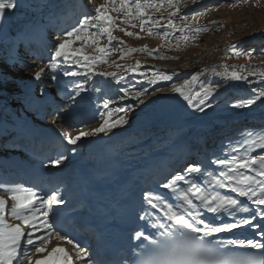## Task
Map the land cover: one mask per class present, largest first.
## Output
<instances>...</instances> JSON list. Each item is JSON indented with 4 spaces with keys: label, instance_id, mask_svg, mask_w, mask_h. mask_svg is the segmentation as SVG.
<instances>
[{
    "label": "snow or ice",
    "instance_id": "obj_1",
    "mask_svg": "<svg viewBox=\"0 0 264 264\" xmlns=\"http://www.w3.org/2000/svg\"><path fill=\"white\" fill-rule=\"evenodd\" d=\"M182 2L183 0H104L103 3L95 6L94 15H85L76 26L63 33L59 42L54 45L47 67L55 72L62 58L65 63L71 62L85 68L84 75L89 72L96 75L93 68L97 64L107 63V56L110 54L109 45L113 41L118 42L122 47L124 45V41L113 35L114 32L119 31L137 39L142 38L138 33L128 31V27H139L142 32L146 31L150 36L157 35L162 38L174 36L178 31L181 33L179 40L185 43L194 40L195 35H186L185 32L200 33L207 32L209 29L207 26L193 27L187 23L189 19L187 15L179 16ZM195 2L196 0H193V3ZM18 6V0H0V20L5 19L9 10H15ZM165 11H167V17L163 14ZM113 13L116 15H112ZM153 13L160 15L157 17ZM173 18L181 19L182 25L178 27ZM165 19L167 23L161 24V21ZM192 21L193 24L197 22L195 15L192 16ZM213 23L216 22L213 21ZM121 24L127 27H120ZM161 28L164 29L163 32L159 30ZM105 37L107 44L101 46V40ZM77 40L83 42L82 46L69 49V45ZM93 46L94 52L98 55H87L85 47ZM236 47L233 44L230 49L237 56L243 55L244 53L235 52ZM144 51H149L146 45L141 48L129 47L123 49V55ZM154 51L156 50L149 51V55H152ZM247 55L251 57V53ZM155 58L175 59V57L164 56ZM138 67L139 62L132 70L135 71ZM43 71L44 68H40L34 73L37 80L40 79ZM98 74L115 76V73L109 72ZM259 74L261 78H264V71ZM64 75L76 76L81 73L65 71ZM6 76V72L0 71V86L3 85ZM55 78L53 76V79ZM225 78L227 80L247 79L236 71L226 73ZM171 79V76L154 73L148 82L156 84L159 80ZM196 79L197 77L193 76L191 81L185 80L180 85H173L170 91L178 93L190 106L203 111L204 108L201 105H205L207 99L213 95V89L209 86L204 88L202 93L193 95L192 86ZM74 87L76 96L85 90L83 84H76ZM121 91L125 95L128 94L126 88H122ZM146 91H136L134 98L143 103L140 98L146 94ZM253 91L255 92V89ZM262 98H264V91H260L253 98L240 101L234 107H248ZM69 99L75 101V96H70ZM194 99H198L195 104ZM103 107L106 110L109 109V103L105 102ZM119 112L125 115L113 120L114 114ZM100 115L103 122L91 131H80L75 136L62 131L61 135L67 144L75 146L82 137L109 132L128 123L127 110L124 108L108 110ZM59 118V116L53 118L52 123L56 124ZM243 135L244 143L247 144L243 156L231 155L212 161L213 164L221 166L218 174L197 165H190L185 169L188 174L196 173L207 177L204 180L206 187L188 179L184 174L177 173L159 185L167 190L166 193L148 190L142 194L143 202L155 211L142 207L139 219L155 229V233L146 234L144 230L134 232V238L139 241L135 245L138 253L134 257V264H264V155H250L254 148L264 149V128L249 130ZM76 150V147L67 149L73 153ZM65 159L67 157L61 154L51 160V163L60 165ZM180 182L187 187H181ZM0 188L11 194L8 199L12 201L10 212H8V199L0 196V264H14V262L23 264V261H27V264H74L72 256L65 248L57 246L52 247L51 251L48 250L53 237L57 241L66 240L71 244L80 264H94L91 259L85 260L84 248L78 243H73L66 235H62L50 222L49 213L53 211V205L65 203L59 188L52 190L51 194L46 196L37 195L22 185L9 187L0 184ZM220 189H226L228 193L235 195L223 194L219 191ZM194 200L198 203H194ZM253 205L255 207H252ZM41 209L44 210L41 211ZM205 213H227L233 220L225 222L219 215L206 217ZM237 213L248 215L235 219ZM8 215L20 223H9L6 218ZM217 220L220 222L217 223ZM245 227L254 230L252 238L223 239L217 236L221 233L231 234L235 229ZM25 228L29 229L27 233ZM40 230H43L45 235H35ZM256 236L260 239H256ZM22 240H26V244L34 248V252L25 249L21 253ZM21 255L23 260L18 259Z\"/></svg>",
    "mask_w": 264,
    "mask_h": 264
},
{
    "label": "rangeland",
    "instance_id": "obj_2",
    "mask_svg": "<svg viewBox=\"0 0 264 264\" xmlns=\"http://www.w3.org/2000/svg\"><path fill=\"white\" fill-rule=\"evenodd\" d=\"M41 1L47 4L51 0ZM38 2L39 0H18L19 6L11 11L21 12L25 16V11L30 10L34 13L37 10L36 5L39 4ZM103 2L104 0L93 1L96 6ZM163 14L167 17V11ZM112 15L116 14L113 13ZM153 15L158 17L160 14L153 13ZM184 15L189 17L187 23L193 27L207 26L209 30L200 33H188L186 31V35H195L196 39L185 43L179 40L181 33L178 31L174 36L162 38L157 35L150 36L146 31L142 32L139 27H128V31L136 32L142 38L137 39L126 36L119 31L114 32L113 35L124 41L123 47L118 42L113 41L109 45L110 54L107 56V63L97 64L93 68V72L97 73L96 75H93L92 72L84 75L83 73L86 72V69L83 67H80V73L92 81L97 80L96 76L98 73H115V76L109 77L115 83H119L123 88L128 89V94L125 99L115 100L113 107L126 109L127 120H130L135 112L141 113L139 118H143V114L144 116L152 114L151 116H154L158 125H170L171 128L181 127L186 131L190 130L191 132L189 133H192L196 138L198 133L208 127L223 130L225 126H230L232 122L244 121L246 124L240 127L236 135L229 137L226 134L223 136L220 145L222 149L215 151V154H213L214 159L230 157L231 155L243 156L247 147V144L244 143L243 134L249 130L264 128V98L257 100L255 104L248 107H234L240 101L253 98L260 91H264V78H261L259 74L264 71V43L259 42L257 43L258 47L251 48L248 47L249 43H246L247 39L252 36L264 35V0H246V2L241 0V2L230 4H217L213 0H196L195 3H193V0H183L180 4L179 16ZM193 15L197 18L195 24L192 21ZM173 19L178 27L182 25L181 19ZM213 21L216 23H213ZM166 23V19L161 21V24ZM120 27L127 26L121 24ZM159 30L161 32L164 31L163 28ZM10 33L11 30L9 28L5 29L0 25V71L3 68L2 71L7 73L3 85L0 86V109L2 104L5 107L9 105V113L15 114L14 112L18 111L16 116L21 121L27 116L24 107L17 101V98L20 97L19 99H21L22 96L20 87L22 88L25 81H32L35 76L34 73L42 67H38L35 69L36 71H27L25 69V73L24 71L21 72L22 68L20 66H7V61L4 62L5 57H10L8 52H10L11 48H17L11 39ZM82 44L83 42L79 41L75 48L81 47ZM105 44H107L106 37L101 40V46ZM233 44L237 46L235 52L244 54L235 55L234 51L230 49ZM145 45L149 51H156L152 52V55H149V51L123 55V49L125 48H141ZM177 45L179 46L177 47ZM93 48L94 46L85 47V53L90 56L98 55ZM246 48L250 49L246 50ZM257 52H260L261 55L257 54ZM247 53H251L250 58ZM156 56L175 57V59H156ZM137 62H139V67L133 71L132 69L136 67ZM232 71H236L241 76L247 77V79L227 80L225 78L226 73H231ZM154 73L168 75L172 79L167 81L159 80L156 84H150L148 81ZM193 76L197 77L192 86L193 95L202 93V90L209 86L213 89V95L207 99L205 105H201L204 108L203 111L190 106L178 93L170 91L173 85H180L185 80L191 81ZM93 85V82L87 84V89H92ZM50 87L52 90V86L48 85V88ZM232 87L242 89H240L239 93H235L231 90ZM159 89H163V91H159ZM253 89H255V92ZM144 90L147 91L140 98L143 103H140L139 100L134 98L135 92ZM126 101L128 102L126 103ZM197 102L198 99H194L193 103ZM67 105L69 104L67 103ZM120 113L123 112L117 113L118 117L121 116ZM5 115L7 114L5 113ZM102 122L84 128L64 129V131L75 136L80 131H91ZM60 127L62 126L60 125ZM1 131L2 129L0 128V139ZM180 136L181 133L175 139L173 138L175 143H178ZM89 137L91 136L82 137L78 142L82 143ZM5 139L3 138V141ZM7 145L8 142L5 140V146ZM2 151L14 152L15 155L19 154V152L9 151L4 146H0V152ZM251 153L264 155V149L254 148ZM2 174L4 175V172L0 166V184L9 186L5 180L7 179L6 176H2ZM15 185L20 184L17 183ZM8 195L10 196V193L0 188V196L8 199ZM10 201L8 199V212H10L12 204ZM6 218L9 223H20L13 220L10 215ZM40 231L42 232H37L35 235L38 236L40 233L39 236H43V230ZM25 232L27 233L28 231L25 230ZM24 244H26V240L23 242ZM86 255L84 254L85 257ZM20 260H23L22 255ZM26 263L27 261H23V264Z\"/></svg>",
    "mask_w": 264,
    "mask_h": 264
},
{
    "label": "bare ground",
    "instance_id": "obj_3",
    "mask_svg": "<svg viewBox=\"0 0 264 264\" xmlns=\"http://www.w3.org/2000/svg\"><path fill=\"white\" fill-rule=\"evenodd\" d=\"M76 4H78L76 0H74L73 2H69L68 0H54V2L51 3L49 6L36 5L38 11L45 10L48 13H43L40 15L36 14L34 17H30L33 15V13L30 10H28L24 12L25 16H27L25 18L23 17L21 12L17 13L16 20L10 28L11 30L10 34L12 38L21 45L23 44L21 42V39H27L28 46H25L24 48L19 47L20 51L18 52H16V50H11L9 59H15L16 57H18L17 60H15V63H18L19 64L18 66L22 68L21 72L24 71L26 73L25 67L27 65H28V67L26 68L27 71L35 70L38 67L44 68V71L41 73V77L39 80H37L34 76L32 81H25V83L23 84L22 86V90L24 92L23 100H25V102H27V100L29 99H32L34 97V96L32 97V95H34L33 91L39 86L43 84H47L48 79H53V76L57 78V74L47 67L48 63L51 60L50 58L45 59L44 64L31 63L30 65V61L31 60L34 61V59H31L30 50H31V47H34L36 37H37L36 40L38 41L42 40L43 37L47 38L48 45L50 47L53 46V43H54L53 33L56 31L57 27H58L57 30L60 29L59 21H61V18H60L59 13H64L66 10H68L69 7H71L70 9L74 13L82 12L83 17L89 14V10L82 11L81 6L80 8H78ZM57 5H61V6L58 9H56ZM66 17L69 18L68 16ZM67 22L68 20L66 21V23ZM78 42L79 40L76 41V43ZM72 44L73 43L69 45V49ZM40 57H41V53H40ZM63 64H64V61H63ZM1 70H3V68H1ZM57 71H59L58 68H57ZM70 79H71L70 76H68L65 79V81L71 82ZM101 82H102V86L105 88L108 86V83L110 82V80L108 76H105L101 80ZM72 83L70 85H72ZM93 91L95 94L98 95V98H99L100 95H99L98 90L97 91L93 90ZM88 97H93V96L91 94H88ZM94 99L95 101L97 100L96 98ZM100 108H103V106H101ZM97 109L100 112L104 110L102 109L101 111L98 105H97ZM5 112L6 110L4 109V105L2 104L1 109H0V120L1 119L14 120V118L8 117L7 115H5ZM139 114L141 113L135 112L134 116L130 120H128V123L126 125H122L120 127L114 128L109 132H101V133H97L96 135H92L91 136L92 139L89 138L83 143V146H85L87 149V153H85V156H83L82 158H85L89 154H91L90 148L87 147L88 141L91 140L92 142V141H100L102 139H105V142L107 144H110L111 147L113 148L115 158H117L119 160V163L124 167V169H126V171L131 176L136 178V181H138L139 176L145 174L146 171L149 170V173L152 172V167L154 164H158V163L166 164L167 162H173L174 160H179V158L183 156V154L180 152L182 151L184 153L185 151H189L191 147L193 146L190 144L195 140V138L192 135H190L189 133L191 132L190 130L186 131L184 128H181V127H174L173 130L171 129L165 130L166 129L165 127H161L157 125V122L155 121L154 116H151L152 114L148 116L147 115L144 116L143 114V118H139ZM58 116L61 117V115H58ZM48 126H50V124ZM180 133H181V136L179 138V141L178 143H175L174 142L175 140L173 139V137ZM23 138H26V137H23ZM212 143L213 145L215 144V142H212ZM179 149H181V151H179ZM1 154L4 156H8V155H14L15 153L5 152ZM2 164L5 167L9 168L8 174L11 177H9V175L7 176L9 178L13 177L16 179L20 178V174L17 170L22 168L23 165H27V163L25 161H21L19 157L15 158L13 161L9 160L7 162H3ZM36 171L37 169L33 170L31 167L23 168V174L26 177H28L30 180H31L32 175L34 176L40 175V174L35 175ZM180 174H184L188 179H192L197 184L206 187V185H204V180L207 179V177L201 176L200 174H196V173L188 174L186 172H183ZM7 185H9V187L16 186L13 183H8ZM180 185L181 187H184V188L187 187V185H184L183 182H180ZM32 191L37 193L35 189H32ZM162 191L164 193L167 192V190L163 188H162ZM219 191H221V193L223 194H231L233 196L235 195L233 193H228L226 189H220ZM37 195H39V193H37ZM240 199L244 200L245 198H240ZM10 203L12 202L10 201ZM252 207H255V206L253 205ZM43 210L44 209H42L41 211ZM210 214H211V217L215 215L225 216V213H221V214L210 213ZM235 218H240V216L236 215ZM37 223L39 226V221ZM25 230L29 231V229H26V228ZM249 230L250 229H248L247 227H245L244 229H235L233 233L231 234H232V237H238L240 235H245V237L252 238L251 231L253 230H250V231ZM37 232H42V231H37ZM37 232L35 234H37ZM59 242L60 241H57L55 237H53L51 240V243L49 244L48 250L51 251L52 247H54L53 245H57V243ZM25 249L31 252H33L34 250V248H32L31 246H28L27 244H25V246L23 247L22 252ZM20 258L21 256L18 257L19 260ZM73 258L76 259L75 264H80V261L77 259L76 255H74ZM88 259L90 258H87V259L85 258V260H88ZM15 263L16 262H14V264Z\"/></svg>",
    "mask_w": 264,
    "mask_h": 264
},
{
    "label": "water",
    "instance_id": "obj_4",
    "mask_svg": "<svg viewBox=\"0 0 264 264\" xmlns=\"http://www.w3.org/2000/svg\"><path fill=\"white\" fill-rule=\"evenodd\" d=\"M225 1H232V0H225ZM14 17H15V13L8 11L5 19L0 20V22L4 27H9Z\"/></svg>",
    "mask_w": 264,
    "mask_h": 264
}]
</instances>
